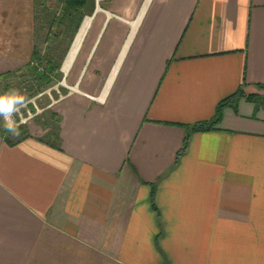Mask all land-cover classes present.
<instances>
[{
    "label": "crops",
    "instance_id": "crops-1",
    "mask_svg": "<svg viewBox=\"0 0 264 264\" xmlns=\"http://www.w3.org/2000/svg\"><path fill=\"white\" fill-rule=\"evenodd\" d=\"M109 4L61 66L59 148L0 134V264H264V108H224L175 163L184 124L264 94V0ZM35 8L0 0V75L29 62Z\"/></svg>",
    "mask_w": 264,
    "mask_h": 264
},
{
    "label": "trees",
    "instance_id": "trees-1",
    "mask_svg": "<svg viewBox=\"0 0 264 264\" xmlns=\"http://www.w3.org/2000/svg\"><path fill=\"white\" fill-rule=\"evenodd\" d=\"M93 2L94 0H35L36 10L38 8H44L50 16V24L52 26L58 25L61 30L64 32L66 30L69 34L67 38V45L60 57H55L54 55L56 53H53L52 51H46V53H42V51H39L37 48L33 49L30 60L26 64L34 82V86H36V91L32 92L31 94L38 93L37 91H41L44 87L49 86L62 78V63L80 27L84 17L85 8L89 6V3L93 4ZM55 5H60V11L58 14L54 13L53 11V7H55ZM10 74L11 72L1 74L0 77L4 78V76H8ZM256 87L261 91H264V84H257ZM241 98H246L247 100L254 102L256 105L262 106L264 108V94L255 92L246 94L242 88H239L236 92L218 102L212 118L199 121L194 124L183 125L187 130V134L184 138L181 149L177 152L175 163L178 162L179 158L186 151L191 134L213 130L220 123L224 108L230 106L236 110L238 101ZM48 117L49 121L44 123L46 134L43 136V138H41V141L51 145L52 147L59 148L58 144L61 118L57 113L52 111H50ZM17 131L18 135L20 136L13 139V133L6 130L3 127V124H0V134L7 144L13 145L22 141L23 139L30 137L26 127L23 125L18 126ZM153 194L154 189L152 191V202H154Z\"/></svg>",
    "mask_w": 264,
    "mask_h": 264
},
{
    "label": "rangeland",
    "instance_id": "rangeland-1",
    "mask_svg": "<svg viewBox=\"0 0 264 264\" xmlns=\"http://www.w3.org/2000/svg\"><path fill=\"white\" fill-rule=\"evenodd\" d=\"M110 1L111 0H94L93 4L89 3V6L84 10V17L80 27L86 17H95L100 14L105 15V13L109 12V7L111 6L109 4ZM53 11L58 14L60 5H55ZM35 13V21H33L34 25L31 31L32 48H37L39 51H42V53L52 51L56 53L54 55L55 57H60L67 45L69 33L66 30L65 32L61 30L58 25L52 26L50 24V16L44 8H38L37 10L35 8ZM24 57H26V53H24ZM68 85L70 84L67 79H64V74L62 72V78L59 81L44 87L41 91H37L38 93L31 94L36 91V86H34L28 67L23 65L16 68L10 75L0 78V95H7L14 91H18L27 98L26 105L18 114L13 116V120L16 125L25 126L30 134L32 130L36 131L40 128L45 130L44 123L49 121L48 114H50V111L55 112L53 104H55L60 97L67 94L69 91ZM0 124H4L2 118H0ZM45 134L46 130L43 136H45ZM19 136L18 134H12L13 139Z\"/></svg>",
    "mask_w": 264,
    "mask_h": 264
},
{
    "label": "clouds",
    "instance_id": "clouds-1",
    "mask_svg": "<svg viewBox=\"0 0 264 264\" xmlns=\"http://www.w3.org/2000/svg\"><path fill=\"white\" fill-rule=\"evenodd\" d=\"M26 102L27 98L18 91L0 95V118L4 121L3 127L14 135L18 134V125L13 120V116L21 111Z\"/></svg>",
    "mask_w": 264,
    "mask_h": 264
},
{
    "label": "bare ground",
    "instance_id": "bare-ground-1",
    "mask_svg": "<svg viewBox=\"0 0 264 264\" xmlns=\"http://www.w3.org/2000/svg\"><path fill=\"white\" fill-rule=\"evenodd\" d=\"M92 16L91 17H86L84 22L82 23L79 31L77 32L76 34V37H75V40H74V43L71 47V50L63 64V70L64 71H67L70 64H71V61L72 59L74 58L83 38L85 37V35L87 34L89 28H90V25H91V22H92Z\"/></svg>",
    "mask_w": 264,
    "mask_h": 264
}]
</instances>
